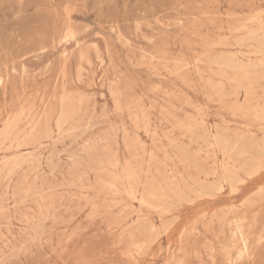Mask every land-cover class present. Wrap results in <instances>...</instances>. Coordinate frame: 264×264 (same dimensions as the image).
Segmentation results:
<instances>
[{
	"label": "rangeland",
	"instance_id": "1",
	"mask_svg": "<svg viewBox=\"0 0 264 264\" xmlns=\"http://www.w3.org/2000/svg\"><path fill=\"white\" fill-rule=\"evenodd\" d=\"M261 21L264 0H0V264H264V169L199 186L230 161L213 133L261 153L264 122L231 110L264 112Z\"/></svg>",
	"mask_w": 264,
	"mask_h": 264
},
{
	"label": "bare ground",
	"instance_id": "2",
	"mask_svg": "<svg viewBox=\"0 0 264 264\" xmlns=\"http://www.w3.org/2000/svg\"><path fill=\"white\" fill-rule=\"evenodd\" d=\"M138 14V13H137ZM261 20V19H260ZM258 25H259V28L257 29V32H259V34H263L264 33V21H261V22H259L258 23ZM244 26V25H243ZM246 27V26H245ZM243 28V27H242ZM241 28V29H242ZM247 28V27H246ZM246 28H244V29H246ZM248 29V28H247ZM237 30V29H236ZM239 30V29H238ZM243 30V29H242ZM256 31V30H255ZM244 32H245V30H244ZM252 31H250V33H251ZM256 32V33H257ZM233 33V32H232ZM235 33H237V32H235ZM241 33H243V32H241ZM240 32H238V34H241ZM252 34L253 33H251V36H252ZM255 34V33H254ZM72 35H73V31L70 29V28H68L67 30H66V32H65V34H64V37H65V39L66 38H69V37H72ZM249 36V35H248ZM258 35L256 34V37H257ZM256 37H254V38H256ZM241 38H243V37H241ZM247 38V37H246ZM245 38V43H247L248 42V39H249V41L251 40V38H253V37H250V38H247L246 39ZM258 38V37H257ZM260 38V37H259ZM55 40V39H54ZM73 40H75L74 38H73ZM241 40V39H240ZM243 40V39H242ZM246 40H247V42H246ZM253 40V39H252ZM251 40V41H252ZM255 41L257 40V39H254ZM72 41V40H71ZM254 41V42H255ZM241 42H243V41H240V43ZM253 42V43H254ZM217 43V42H216ZM257 43V42H256ZM245 45V44H244ZM212 46H214V44H210L209 45V47H212ZM217 46V45H216ZM256 46V45H255ZM257 46H258V54L260 55V53H264V35H262V38H260V39H258V44H257ZM257 46H256V48H257ZM105 47V46H104ZM254 51V50H253ZM254 54V53H253ZM255 54H257V53H255ZM257 54V55H258ZM68 55H69V53H68ZM71 55V54H70ZM262 55H264V54H262ZM64 57H66V56H64ZM204 57V56H203ZM203 57H201V58H203ZM206 57V56H205ZM204 57V58H205ZM206 59V58H205ZM208 59V58H207ZM206 59V60H207ZM214 59V58H213ZM249 59V58H248ZM69 61V60H68ZM80 61L81 62H85V61H88V57H87V55H85V54H80ZM90 61V60H89ZM198 61V60H197ZM210 63V65H211V61L208 59V61H207V63ZM208 63V64H209ZM214 63H216L222 70H221V72L219 73V76H221V78H223L224 80H230V81H232L233 79H234V77L236 76V74H239V72H238V68H239V66H237L235 63H233V61L231 60V59H229V58H226V57H221V58H218L216 61L214 60ZM91 64V63H90ZM254 65V64H253ZM183 68V67H182ZM227 70L228 71H232L233 72V76H228L227 75ZM180 71V70H179ZM181 72V71H180ZM11 73V72H10ZM6 74H7V72H6ZM174 75H175V73H174ZM179 74H177V76H178ZM216 75H218V74H216ZM219 76H217V77H219ZM255 76V75H254ZM179 77V76H178ZM4 78H6V77H4ZM8 78V77H7ZM238 78V77H237ZM11 79H12V75H11ZM236 79V78H235ZM0 80L2 81L3 80V77H0ZM237 80V79H236ZM227 81V82H228ZM257 81L256 80H248L247 78H245L244 79V81H243V86H244V88L246 89V92H247V95H248V98H249V96H250V94L252 93V90H250V88L256 83ZM233 83V82H232ZM62 85H64V83L62 82ZM234 85V84H233ZM65 86V85H64ZM236 87H238V85H235ZM234 86V87H235ZM121 95V94H120ZM225 96V95H224ZM59 103H60V106H61V110H60V113H59V116H58V119H57V122H56V127H57V130L58 131H60L62 128H63V126L67 123V122H69L71 119H73L74 118V116H75V114H76V106H75V103L72 101H69L68 100V98H67V96L66 95H63L62 97H61V99H60V101H59ZM231 110L232 111H239V112H243V113H248V114H252L253 113V115L255 116V118H257L258 120H260V121H263L264 122V112H256L255 110H253V108H251V106L249 105V99H247V101H246V103L244 104V105H242V106H237L236 104H233L232 105V107H231ZM252 112V113H251ZM14 124V123H13ZM195 124V123H194ZM198 125V124H197ZM202 125L203 124H201V126L200 127H202ZM15 126V125H14ZM195 126V125H194ZM198 127V126H197ZM203 127H205V126H203ZM11 128V130L12 131H14V128H12V127H10ZM10 128L8 127V131L10 130ZM185 128H187V127H185ZM192 129V128H191ZM201 129V128H200ZM199 128H198V131L200 130ZM189 130H190V128H189ZM202 130V129H201ZM204 130H205V132L203 131V134L204 135H207V133L206 132H208V128H207V131H206V128H204ZM216 130H218V129H216ZM220 130V129H219ZM197 130H196V128H195V131H194V134H195V132H196ZM230 131V130H229ZM189 132H191V130L189 131ZM188 132V133H189ZM200 132V131H199ZM227 132V133H226ZM217 131V133H213V135H212V144H213V147L215 146V147H218V148H220V150H222L223 152V154H224V156L226 157V156H228V158L227 159H229L230 161H229V163L228 164H226L225 163V165L224 166H222V174H221V176L212 184V185H209L210 183H207L206 185L207 186H205V185H199L200 186V188H201V190L203 191V190H210V192H211V190L212 191H214V190H218V189H220V188H223V185H227V184H229L230 185V188L234 185V184H236V183H238V181L240 180L239 178H240V175H241V173L243 172V173H248V175H253V177H255V174H258L261 170H263L264 169V141L262 142V143H257V144H255L256 145V147L258 148L257 150L258 151H260L259 153V156H254V153H252V150L250 151V148H249V146H251V144L249 143V146H247V144H245L247 147H245L244 146V144L241 142V141H239V140H236V139H233L232 138V136H229V134H228V129H227V131ZM193 133V132H192ZM253 133V132H252ZM193 134V135H194ZM196 134H198V132H196ZM230 134H231V131H230ZM233 134V133H232ZM251 135V134H250ZM256 135V134H255ZM255 135H253V136H255ZM197 136V135H196ZM196 136H194V137H196ZM199 137H202V136H200V134L198 135ZM198 136H197V138H198ZM208 136H209V134H208ZM234 136V135H233ZM244 136H246V135H244ZM243 136V137H244ZM11 137V136H10ZM193 137V136H192ZM207 137V136H206ZM205 137V138H206ZM242 137V139L244 140L245 138H243ZM247 137H248V135H247ZM250 137H252V136H249V139H250ZM34 138V137H33ZM203 138H204V136H203ZM202 138V139H203ZM256 138V137H255ZM194 139V138H193ZM192 139V140H193ZM201 139V140H202ZM248 139V138H247ZM197 140V139H196ZM211 139H210V137L207 139L206 138V140L204 139V141L206 142V145H207V143L208 144H210L211 143V141H210ZM250 140H252V139H250ZM249 140V141H250ZM190 141V140H189ZM199 142H200V140H198ZM203 141V140H202ZM199 142H197V143H199ZM204 142V143H205ZM175 143V142H174ZM174 143H172L171 145H172V147H174L175 146V148H177V150H179L180 151V148L178 149V147H176V145H174ZM177 143V142H176ZM196 143V142H195ZM197 143H196V145H197ZM203 143V142H202ZM174 145V146H173ZM192 145H193V141H192ZM253 145H254V143H253ZM254 145V146H255ZM178 146V145H177ZM195 146V145H194ZM206 147H208V145L206 146ZM210 147H211V144H210ZM213 147H211L212 148V150H213ZM256 147H255V149H256ZM189 147L187 146L185 149L183 148L182 150H181V152H185V150L186 149H188ZM196 148L198 149L199 147H197L196 146ZM195 148V149H196ZM202 149H203V147H202ZM207 149V148H206ZM254 149V150H255ZM199 150V149H198ZM210 150V149H209ZM179 151H178V153H179ZM187 151V153L189 152L188 150H186ZM199 151H201V148H200V150ZM211 151V150H210ZM202 152V151H201ZM254 152H256V153H258L256 150L254 151ZM177 153V154H178ZM182 153V154H183ZM205 153H208V152H205ZM213 153H215V152H213ZM212 153V154H213ZM255 153V155H258V154H256ZM180 154V153H179ZM189 154H190V152H189ZM188 154V155H189ZM193 154V153H192ZM210 154V152L208 153V154H206L207 156ZM219 154V153H218ZM187 155V154H186ZM191 155V154H190ZM200 155H202V153L200 154ZM199 155V156H200ZM211 155V154H210ZM214 155H216V154H214ZM183 156H185L184 154H183ZM182 156V157H183ZM197 156V155H196ZM205 156V155H204ZM203 156V157H204ZM217 156V155H216ZM199 158V157H198ZM208 158H209V156H208ZM213 159H214V161H216L215 159H216V157L214 158L213 157ZM179 160V159H178ZM210 160H211V158H210ZM219 160H220V158H219ZM187 161V160H186ZM207 161V160H206ZM218 161V160H217ZM221 162V161H220ZM227 162V161H226ZM186 163V162H185ZM189 163H191V162H189ZM204 163V162H203ZM208 163H209V161H208ZM211 164V163H210ZM240 164V168L238 169L237 168V165H239ZM186 165H188V163L186 164ZM215 165H216V163H215ZM214 164H213V166H215ZM223 165V164H222ZM190 166V165H189ZM164 167H166V165H164ZM189 168H191V167H189ZM218 168V167H217ZM165 170V169H164ZM194 170V169H193ZM218 170V169H217ZM215 171V170H214ZM213 171V174H212V176H217L218 174H219V172H217V171H215L214 172ZM204 172V171H203ZM179 174V173H178ZM202 174H204V173H202ZM25 175V174H24ZM127 177H129L130 179L131 178H133V176L135 175L134 174V172L133 171H128V173H127ZM208 175V177H210L209 175H210V172H209V174H207ZM205 176V175H204ZM247 176V175H246ZM180 177V176H179ZM253 177H251V178H253ZM204 178H206V176L204 177ZM203 179V178H202ZM210 179H212V178H210ZM171 180V179H170ZM181 180H183L182 178H181ZM207 180H209V179H207ZM175 181H177V180H175ZM186 182V181H185ZM202 182V181H201ZM211 182V181H210ZM164 183V182H163ZM166 183V182H165ZM164 183V184H165ZM171 183V182H170ZM182 183H184V182H182ZM169 184V183H168ZM167 183H166V186L168 185ZM205 184V183H204ZM171 185H173V183H171ZM179 185V184H178ZM185 185V184H184ZM232 185V186H231ZM62 186V185H61ZM186 186V185H185ZM184 186V187H185ZM168 187V186H167ZM174 188L175 186H171L169 189H170V191H172V194L174 195L175 194V192L173 191V189H171V188ZM190 187V186H189ZM234 187H236L235 185H234ZM161 188V187H160ZM176 189H177V187H175ZM197 188V187H196ZM93 189V188H92ZM168 189V190H169ZM233 189V188H232ZM178 190V189H177ZM192 190V189H191ZM198 190H200V189H198ZM200 190V191H201ZM234 191V190H233ZM238 190L236 189L234 192H237ZM154 192V191H153ZM177 192H179L180 193V191L178 190V191H176V193ZM215 192V191H214ZM155 193V192H154ZM179 193H177V194H179ZM200 193H202V192H200ZM203 193H204V191H203ZM206 193H209V192H206ZM213 193V192H212ZM205 194V193H204ZM179 195H183V193H181V194H179ZM175 196L176 197V199L178 198V197H180V196ZM200 195H202V194H199L198 196H200ZM212 195V194H211ZM213 195H214V193H213ZM181 197H183V196H181ZM205 197H206V195H205ZM209 197L210 196H207L206 198H208L209 199ZM186 199V200H188L185 196L183 197V198H181V199ZM210 198H212V197H210ZM259 198L262 200V198L259 196ZM260 199H259V201H260ZM140 200V199H139ZM142 200V199H141ZM146 200V199H145ZM144 200V201H145ZM178 200H180L179 198H178ZM137 201V200H136ZM184 203L185 202H187L186 204H188V202H190V201H184V200H182ZM138 202V201H137ZM164 201H162V203L161 204H159V207H161L160 205H162V204H164L163 203ZM170 203V200L169 201H165V203ZM192 202V201H191ZM262 202V201H261ZM140 203H141V201H140ZM142 203L144 204V202H143V200H142ZM148 203H149V201H148ZM147 203V204H148ZM151 203V202H150ZM148 204V206L150 205V206H152L151 204ZM172 203V202H171ZM251 203V202H250ZM254 203V202H253ZM253 203H251L250 205H255V206H257L258 204H253ZM146 204V203H145ZM173 204H174V202H173ZM179 204V203H178ZM178 204H174V205H178ZM193 204V203H192ZM154 205V204H153ZM157 205V204H156ZM189 205H190V203H189ZM248 205V204H247ZM249 205V206H250ZM149 206V207H150ZM163 206V205H162ZM173 206V205H172ZM178 206H180V204L178 205ZM248 206V207H249ZM156 206L154 205V208H155ZM158 207V209H163V207H161V208H159ZM170 207V206H169ZM174 207V206H173ZM247 207V206H246ZM252 207V206H251ZM152 208V207H151ZM157 208V207H156ZM155 208V210H157ZM166 208V207H165ZM167 208H168V204H167ZM138 210V209H137ZM229 212H231V211H229ZM164 214H166L165 212H163ZM258 213V212H257ZM223 214V213H222ZM229 214V213H228ZM231 214V213H230ZM167 215V214H166ZM206 215V214H205ZM213 215H211V218L213 219V217H212ZM201 217V216H200ZM221 217H223V216H221ZM220 217V218H221ZM224 217H225V215H224ZM223 217V218H224ZM226 217H227V215H226ZM210 218V219H211ZM203 220V219H202ZM205 220V219H204ZM214 220V219H213ZM199 221V220H198ZM212 220H210V222H211ZM223 221V220H222ZM224 221H225V219H224ZM234 221V220H233ZM241 221V220H240ZM200 222V221H199ZM196 223V222H195ZM209 223V222H208ZM239 224H240V222H239ZM241 224H242V222H241ZM204 225V224H203ZM146 226V225H145ZM195 226H197V225H195ZM242 227V226H241ZM241 227H239V231H238V233H239V235L241 236L240 238L242 239V242H243V250H242V252L241 253H239L240 254V256H242L243 255V253L245 254V253H247L248 252V243H247V238H246V236H245V233L243 232V230H242V228ZM195 229H196V227H195ZM195 229L193 230L194 232H195ZM237 232V231H236ZM167 235V234H166ZM182 241V240H181ZM136 251V250H135ZM240 252V251H239ZM182 263V262H181ZM183 264H184V262H183Z\"/></svg>",
	"mask_w": 264,
	"mask_h": 264
}]
</instances>
